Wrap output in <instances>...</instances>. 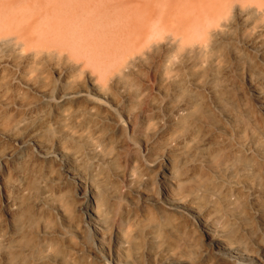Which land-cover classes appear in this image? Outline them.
Segmentation results:
<instances>
[{
    "label": "bare ground",
    "instance_id": "6f19581e",
    "mask_svg": "<svg viewBox=\"0 0 264 264\" xmlns=\"http://www.w3.org/2000/svg\"><path fill=\"white\" fill-rule=\"evenodd\" d=\"M5 68L0 264H264V0H0Z\"/></svg>",
    "mask_w": 264,
    "mask_h": 264
},
{
    "label": "rangeland",
    "instance_id": "374dc122",
    "mask_svg": "<svg viewBox=\"0 0 264 264\" xmlns=\"http://www.w3.org/2000/svg\"><path fill=\"white\" fill-rule=\"evenodd\" d=\"M13 74H14V72L10 68L3 69V73L0 76V90H1V87H3V86L10 87L9 85H7V83L9 81V79L12 77ZM50 77L52 79H55V76L54 75H51ZM19 88L22 89V87H19ZM13 89L15 90L16 88L15 87H11L10 88V90H11L10 93L12 92ZM23 96L26 99L31 100L34 97V94L32 92H29V91H25L24 90L23 91Z\"/></svg>",
    "mask_w": 264,
    "mask_h": 264
}]
</instances>
